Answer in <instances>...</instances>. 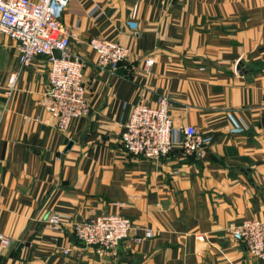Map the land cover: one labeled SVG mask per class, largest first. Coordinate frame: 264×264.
I'll use <instances>...</instances> for the list:
<instances>
[{
    "label": "crops",
    "instance_id": "1",
    "mask_svg": "<svg viewBox=\"0 0 264 264\" xmlns=\"http://www.w3.org/2000/svg\"><path fill=\"white\" fill-rule=\"evenodd\" d=\"M61 21L85 60L90 103L67 130L42 120L47 56L22 65L16 41L0 31V232L14 240L0 247V264H264L226 231L264 219V0H71ZM95 36L129 56L101 68L88 43ZM161 95L175 147L159 160L126 151L133 105ZM187 124L203 132L202 155L182 148ZM51 213L62 229L48 224ZM102 213L155 235L100 254L73 224Z\"/></svg>",
    "mask_w": 264,
    "mask_h": 264
},
{
    "label": "built area",
    "instance_id": "2",
    "mask_svg": "<svg viewBox=\"0 0 264 264\" xmlns=\"http://www.w3.org/2000/svg\"><path fill=\"white\" fill-rule=\"evenodd\" d=\"M70 1L0 0V31L16 41L21 64L30 63L40 54L49 60V85L40 99L47 113L42 120L60 130H67L74 119L90 112L83 73L85 60L71 48L75 33L61 21ZM88 43L97 53L101 68L115 66L130 54L129 47L103 36L92 37ZM154 62L153 55L146 58L143 70L149 73ZM17 77L18 71L9 76L7 98L16 86ZM175 127L167 95H161L154 104L142 98L132 107L121 133V142L128 152L159 160L175 147ZM182 132L184 152L202 155V130L195 124H187L182 127ZM62 223L59 214L48 216V224L54 229H62ZM140 229L130 217L120 213H102L73 224L78 240L95 247L100 254L116 250L127 238L141 241L155 235L153 228H144V233H140ZM226 231L239 238L253 257L264 262V219L252 217L239 223L231 222ZM204 237L200 234L198 238ZM13 242V238L0 232V247L8 248ZM69 251L70 247L63 250L64 253Z\"/></svg>",
    "mask_w": 264,
    "mask_h": 264
},
{
    "label": "water",
    "instance_id": "3",
    "mask_svg": "<svg viewBox=\"0 0 264 264\" xmlns=\"http://www.w3.org/2000/svg\"><path fill=\"white\" fill-rule=\"evenodd\" d=\"M22 245H23V244L21 243V244H20V247H21Z\"/></svg>",
    "mask_w": 264,
    "mask_h": 264
},
{
    "label": "rangeland",
    "instance_id": "4",
    "mask_svg": "<svg viewBox=\"0 0 264 264\" xmlns=\"http://www.w3.org/2000/svg\"><path fill=\"white\" fill-rule=\"evenodd\" d=\"M134 221V220H133ZM135 222V221H134Z\"/></svg>",
    "mask_w": 264,
    "mask_h": 264
}]
</instances>
